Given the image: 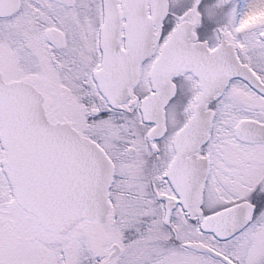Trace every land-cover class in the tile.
<instances>
[{
    "label": "snow or ice",
    "instance_id": "1",
    "mask_svg": "<svg viewBox=\"0 0 264 264\" xmlns=\"http://www.w3.org/2000/svg\"><path fill=\"white\" fill-rule=\"evenodd\" d=\"M0 264H264V0H0Z\"/></svg>",
    "mask_w": 264,
    "mask_h": 264
}]
</instances>
